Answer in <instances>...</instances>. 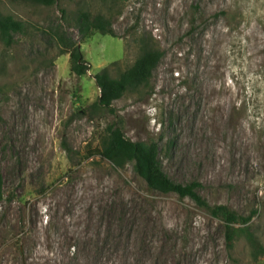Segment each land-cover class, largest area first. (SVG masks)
<instances>
[{"label":"rangeland","instance_id":"374dc122","mask_svg":"<svg viewBox=\"0 0 264 264\" xmlns=\"http://www.w3.org/2000/svg\"><path fill=\"white\" fill-rule=\"evenodd\" d=\"M82 12L115 36L82 39ZM0 15L22 26L0 35V264H264V0H0ZM143 47L162 54L148 82L92 107L94 75L118 77ZM111 123L248 223L227 242L220 218L101 158Z\"/></svg>","mask_w":264,"mask_h":264},{"label":"trees","instance_id":"16d2710c","mask_svg":"<svg viewBox=\"0 0 264 264\" xmlns=\"http://www.w3.org/2000/svg\"><path fill=\"white\" fill-rule=\"evenodd\" d=\"M17 1V0H13ZM34 4L49 7L56 0H24ZM22 31V26L10 16L0 15V35L5 38L6 43L11 42L12 34ZM78 31L81 38H87L98 32L102 35L114 37L111 23L101 15L92 16L88 13H80L78 16ZM69 54V70L71 73L82 76L86 73L88 66L82 59L81 53L76 46H66ZM162 54L153 48L143 47L141 53L132 65L122 72L118 77H112L106 69L94 75V81L99 89V97L92 104L97 109L110 110L114 101L130 89H137L146 84L160 61ZM101 147L96 153L103 159L111 162L115 167L122 168L131 163L134 173L140 177L147 188L162 194L173 193L178 198H188L197 207L207 210L213 217H218L226 228V241L232 240L235 232L234 225L248 223L250 216H241L224 205L208 204L198 193L199 184H179L171 181L162 171L158 160L157 144L153 142L131 141L126 138L121 128L114 123L106 127V135L101 139ZM65 150L69 152L65 146ZM3 180L0 173V201L3 199ZM252 236L248 234V237ZM230 245V244H227ZM255 249L254 256L264 257V249L256 242H252Z\"/></svg>","mask_w":264,"mask_h":264}]
</instances>
